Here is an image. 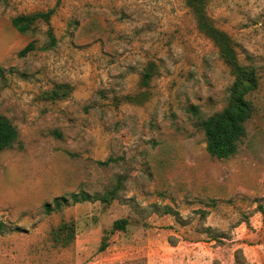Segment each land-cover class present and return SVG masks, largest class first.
<instances>
[{
    "label": "rangeland",
    "instance_id": "rangeland-1",
    "mask_svg": "<svg viewBox=\"0 0 264 264\" xmlns=\"http://www.w3.org/2000/svg\"><path fill=\"white\" fill-rule=\"evenodd\" d=\"M51 8L54 47L45 22L13 26ZM207 13L259 79L228 158L210 155L199 124L234 74L186 0H0V113L19 130L0 153V264H264V0H208ZM119 182L109 204L45 212Z\"/></svg>",
    "mask_w": 264,
    "mask_h": 264
},
{
    "label": "trees",
    "instance_id": "trees-1",
    "mask_svg": "<svg viewBox=\"0 0 264 264\" xmlns=\"http://www.w3.org/2000/svg\"><path fill=\"white\" fill-rule=\"evenodd\" d=\"M187 4L193 9L198 20L199 29L208 35L218 46L220 54L225 62L231 67L234 80L229 88L227 103L218 112L208 116L200 117L199 127L202 129L207 150L211 156L217 158H228L237 153L242 139L246 135V123L253 116L254 105L249 98V94L258 88V74L254 67L243 65L239 62L237 55L228 35L219 30L210 20L207 13L208 0H186ZM55 13V8L47 11H36L28 14H20L12 19L13 26L20 33H29L35 30L38 22H45L48 26V46L54 47L57 37L51 19ZM36 48L35 43L31 42L20 52V56H26L29 52ZM0 73H3L0 67ZM147 78V77H146ZM56 93V92H55ZM194 113L200 114L198 106L192 107ZM19 138V130L10 119L0 113V153L11 148ZM111 159L100 161L101 164H109ZM121 182L111 190L102 195H91L86 191L73 192L69 195H61L55 197L52 201L44 203L45 212L48 214L54 211H61L66 206L76 203H84L94 200H101L104 203H111L117 198ZM129 223L127 218H121L114 221L112 229L108 232L101 243L100 250H105L108 245V234L115 230H124ZM66 230L69 232L65 233ZM4 231V223L0 221V234ZM57 243L69 244L74 237V229L69 225H63L60 229L54 231ZM68 234V238L64 239L63 235Z\"/></svg>",
    "mask_w": 264,
    "mask_h": 264
}]
</instances>
